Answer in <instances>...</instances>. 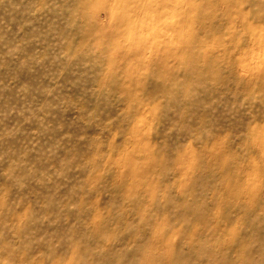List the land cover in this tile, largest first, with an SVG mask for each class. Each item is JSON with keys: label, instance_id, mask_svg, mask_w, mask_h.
<instances>
[{"label": "rangeland", "instance_id": "1", "mask_svg": "<svg viewBox=\"0 0 264 264\" xmlns=\"http://www.w3.org/2000/svg\"><path fill=\"white\" fill-rule=\"evenodd\" d=\"M0 264H264V0H0Z\"/></svg>", "mask_w": 264, "mask_h": 264}]
</instances>
